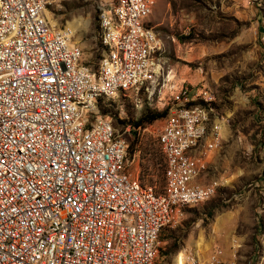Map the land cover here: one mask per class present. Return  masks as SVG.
<instances>
[{
  "label": "built area",
  "instance_id": "1",
  "mask_svg": "<svg viewBox=\"0 0 264 264\" xmlns=\"http://www.w3.org/2000/svg\"><path fill=\"white\" fill-rule=\"evenodd\" d=\"M47 1L0 0V9L1 2L9 3V12H1L0 17L1 43H8V55H0V71H6V79H0V264H146L150 253L147 259H140V247L145 246L147 224H154V228L162 225L156 224L160 189L155 183L152 195L134 187L133 194L123 193V185L133 186L131 177L124 170L126 182H116L113 168L119 165V150L131 147L132 140L128 146H107L104 129L88 130L78 125V116L73 113L64 116L68 94L82 89L76 54L61 47L69 29L66 36L55 37L54 30H47L38 18L40 4ZM148 17L147 0H133L128 34L113 36L117 43L128 42L126 71L114 74V66H106L109 84L100 85V77L93 76L89 90L114 92L116 86L126 85L136 93L134 46H139L138 25L149 29ZM11 22H18L25 36H18V30L4 32V25ZM151 44L157 47L152 39ZM144 71L146 86L153 71ZM204 100L191 102L189 90L181 85L172 108L186 111V107L204 105L212 115V99ZM3 112H15V119L2 120ZM95 114L101 113H90ZM196 115L186 114L185 122L162 125L172 140H177L176 130H184L194 150L199 151L192 135ZM206 119L201 124L202 137ZM30 124H37V131H30ZM65 126H72V133H65ZM75 129H82V137H75ZM124 129L141 130L131 125ZM218 144H222L220 127L205 159ZM5 149L13 150V158L5 157ZM186 167H193L196 180L200 164L187 162ZM23 168L34 169L38 183H30ZM9 173H17V180H9ZM211 186L200 185V191H192V183L185 182L183 173L173 187L175 194L193 198L206 196ZM128 199H135L136 209H128ZM100 215H107L106 225H98ZM131 216H139L138 225H131ZM103 230H110V238H103ZM121 246H130V254H121ZM230 258L231 253L229 258L212 253L201 256L200 264H230Z\"/></svg>",
  "mask_w": 264,
  "mask_h": 264
},
{
  "label": "rangeland",
  "instance_id": "2",
  "mask_svg": "<svg viewBox=\"0 0 264 264\" xmlns=\"http://www.w3.org/2000/svg\"><path fill=\"white\" fill-rule=\"evenodd\" d=\"M104 1L56 0L48 10L55 27L74 30L81 60L93 69L104 49L98 37ZM147 24L160 45L151 56L150 83L137 94H118L98 105L120 133L144 114L167 111L125 135L132 140L128 166L140 172L143 183L166 190L158 134L162 122L180 108H172L180 86L189 90L191 102H213L212 115L197 105L205 112L207 131L195 152L204 167L194 182L211 184L215 192L204 203L183 208L180 221L160 233L159 262L193 264L201 256L229 258L231 253L238 264H259L264 235V0H152ZM218 127L222 144L205 159Z\"/></svg>",
  "mask_w": 264,
  "mask_h": 264
},
{
  "label": "bare ground",
  "instance_id": "3",
  "mask_svg": "<svg viewBox=\"0 0 264 264\" xmlns=\"http://www.w3.org/2000/svg\"><path fill=\"white\" fill-rule=\"evenodd\" d=\"M56 0H49L46 4H40L38 9V18L41 24H44L47 30H54L55 37L66 36L67 39H61V47H66V50L72 54H76V66L78 70V84L80 86V93L68 94V101L64 106V116H78V125L87 126L88 130H96V128L104 129V140L107 146H128V139L126 133L131 131L125 129L124 132H119L115 129L112 119L108 115L95 114L98 105L102 99H110L118 94L126 97L128 93L126 85L116 86L114 92L112 90L95 91L89 90L88 83L93 81V76L100 77V85H108L110 79V70H104L106 66H114V74H123L126 71V63L130 61V48H128L127 41H114L113 36L127 35L130 28V9L133 0H105L99 10L98 14V37L103 46V54L99 58L98 66L93 69L89 64L82 62V48L73 41L76 39L74 30L71 27L57 28L49 19L48 10L55 3ZM152 0H147V6L150 12V5ZM1 12H9V3L1 2ZM113 17V18H109ZM18 30V36H25V29H18V22H11L4 25V32L13 33ZM139 46H134V62L133 73L134 85L133 92L136 94L137 90L145 87V71H152L151 56L160 48L158 37L152 27L146 25H138ZM156 44V48L151 44ZM143 49V56L142 54ZM110 50V53H109ZM108 54V56H106ZM0 55H8V43H1L0 38ZM0 79H6V71H0ZM132 95V94H131ZM115 99V98H114ZM123 107V105H122ZM100 112V111H99ZM186 114H197L196 122H192V135L195 137V147H198L200 141L205 137L207 128L202 137L201 124L205 123V112L199 106L186 107V111L180 107L177 108L165 122H185ZM113 117V116H112ZM15 112H3L2 120H14ZM207 125V123H206ZM115 129V132H114ZM30 131H37V124H30ZM65 133H72V126H65ZM116 134V138H115ZM75 137H82V129H75ZM177 140L170 138L168 129L162 128L158 134V141L165 155L164 175L166 180V190L160 191L157 198L158 215L156 216V224H162L154 228V224H147L145 246L140 247V259H147L148 253L150 256L146 264H161L156 255V248L158 246V239L160 233L175 222H179L183 214V208L192 207L197 204L204 203L209 200L214 192V186H211L206 196H199L193 198H184L180 194H175L173 186L179 181V175H183L187 183H192V191H200V185L194 182L195 176L193 167H186L187 162L193 164H200L196 171V176L204 167L197 159L194 150V143L189 140L184 130H176ZM128 149L124 147L119 150L118 163L113 168V177L116 182H126V174L131 177L132 185H123V193L133 194V187L136 190H143L145 195L153 194L152 184L143 183L140 178V172L134 173L128 166ZM5 157L13 158V150L5 149ZM135 160V159H134ZM132 163V162H131ZM134 168V167H133ZM185 168V169H184ZM23 175L27 177L30 183H38V175L32 168H23ZM9 180H17V173H9ZM168 203L170 205L168 206ZM128 209H136L135 199H128ZM107 215H100L98 217V225H106ZM139 216H131V225H138ZM103 238H110V230H103ZM263 252L260 257L259 264L264 262V235L262 236ZM121 254H130V246H121ZM201 260L193 264H200ZM252 262L250 261V264ZM217 264H224V261H217ZM230 264H238L235 258H230Z\"/></svg>",
  "mask_w": 264,
  "mask_h": 264
},
{
  "label": "trees",
  "instance_id": "4",
  "mask_svg": "<svg viewBox=\"0 0 264 264\" xmlns=\"http://www.w3.org/2000/svg\"><path fill=\"white\" fill-rule=\"evenodd\" d=\"M213 103V102H212ZM167 113V111H163V112H154V113H152V114H144L142 117H140V119H138L135 123H134V126H136V128H138L137 126H139V125H141V124H143V122H149V123H151L152 121H154L156 118H159V117H162V116H164L166 113ZM168 114V113H167ZM166 114V115H167ZM165 115V116H166ZM164 116V117H165ZM140 127V126H139ZM159 250V249H158ZM159 252V251H158Z\"/></svg>",
  "mask_w": 264,
  "mask_h": 264
}]
</instances>
